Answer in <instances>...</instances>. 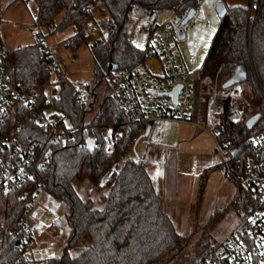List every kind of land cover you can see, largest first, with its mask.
I'll list each match as a JSON object with an SVG mask.
<instances>
[{
    "label": "trees",
    "instance_id": "1",
    "mask_svg": "<svg viewBox=\"0 0 264 264\" xmlns=\"http://www.w3.org/2000/svg\"><path fill=\"white\" fill-rule=\"evenodd\" d=\"M38 5V20L41 26H55V19L65 12L57 29L72 27L74 35L69 46L77 50L83 43H91L90 51L95 64L97 81L90 84L89 101L82 108L76 104L73 86L60 72V97L57 91L50 101L45 89L50 85L53 71L43 45L22 47L6 54L4 68L6 79L17 83L22 90L37 98V110L54 108L66 114L72 122V129L86 127L71 140L50 145L49 163L38 173L34 182L14 188L8 192L0 189V264H28L19 250V239L15 232L25 218L26 211L35 198L37 187L42 184L45 191L65 207V217L71 233L63 252L49 261V264H194L213 247L212 242L200 241L198 255L187 262H180L183 238L168 215L162 198L158 195L147 164L128 157L129 145L142 139L145 128L132 126L118 111L109 98V86L99 102V89L107 77L112 76L109 66L118 70L141 63L144 51L136 47L127 24L134 8L150 9L156 12L164 9H179L181 20L190 10L197 7V0H33ZM227 15L221 19V26L214 38L200 76L222 68L224 84L239 66L247 69L244 84L252 103V116L264 117V0L252 23L247 18V8L227 5ZM98 12L102 18L95 15ZM99 23L97 39L88 36L90 24ZM1 46H3L0 43ZM36 110V111H37ZM29 116L33 113H27ZM30 120L26 115L23 116ZM110 127L121 132L116 142L115 153L107 150L103 133ZM221 141L241 140L250 130L247 121L238 125H226ZM19 138L33 132L25 128L15 129ZM92 141L89 148L88 141ZM247 152V150H246ZM246 162L241 156L239 171ZM115 168L108 182L103 185L106 174ZM221 169L236 187L232 204L246 217L251 203L242 189L230 177L220 163L203 172L199 182V194L203 196L210 174ZM87 183L88 196L77 191L76 185ZM106 189L96 201L93 194ZM86 242L85 249L78 255L69 250L80 240ZM172 263V264H173Z\"/></svg>",
    "mask_w": 264,
    "mask_h": 264
},
{
    "label": "built area",
    "instance_id": "2",
    "mask_svg": "<svg viewBox=\"0 0 264 264\" xmlns=\"http://www.w3.org/2000/svg\"><path fill=\"white\" fill-rule=\"evenodd\" d=\"M247 2V18L254 23L262 0ZM194 10V17L185 27V39L187 36L189 38V30L196 23L208 22L203 0H197ZM174 11L175 16H178L179 9ZM144 12L148 20L144 24H137L135 32H146L148 35L145 59L127 69L114 71L112 76L107 77L108 96L128 125L142 126L145 132L150 124L152 131L158 123L172 121L194 124L213 134L225 172L249 199L251 209L248 215L194 264H264V117L241 140L233 141L228 138L222 142L226 125H238L244 117L243 109L252 108L251 99L244 87L246 80L229 89H223V84L219 82L222 68L199 76L197 81L192 80L187 76L173 43L172 37L176 35L173 28L158 25L152 10L145 9ZM99 27V23H93L88 33L91 36L98 34ZM41 28L37 20V40L44 47L51 69L62 72V62L45 41ZM6 54L7 51L0 45V189L8 192L36 181L38 173L49 163L50 145L69 141L86 127L72 129L71 119L54 108L50 113H46L47 108L38 111L36 96L25 93L19 84L6 79ZM148 58L160 60L161 75H155L144 68ZM73 89L76 104L82 108L89 101L90 84L79 83ZM177 89L178 95L175 98ZM219 99L224 100L223 106H218ZM28 112L33 115L29 116ZM25 115L30 120L24 118ZM16 128L30 130L33 136L19 138L14 132ZM102 135L108 152L113 155L116 142L122 133L110 127ZM140 140L136 139L129 145L128 154L135 150V144ZM241 156L246 162L242 172L239 171ZM114 171L115 168L106 174L102 180L103 185L111 179ZM37 195L41 196L40 201H35ZM43 199L51 215L54 218L59 217L60 203L40 184L25 218L15 232L19 239V250L26 256L28 264H49L55 257L51 251L38 246L30 224Z\"/></svg>",
    "mask_w": 264,
    "mask_h": 264
},
{
    "label": "rangeland",
    "instance_id": "3",
    "mask_svg": "<svg viewBox=\"0 0 264 264\" xmlns=\"http://www.w3.org/2000/svg\"><path fill=\"white\" fill-rule=\"evenodd\" d=\"M203 1L208 22L196 23L189 30V38L187 36L184 40L177 38V28L180 24L181 16H175V11L171 9L156 12V23L158 25H166L173 28L176 35H173L172 40L176 51L180 56L187 76L194 81H197L204 68L209 50L222 22L217 12V6L222 0ZM247 3V0H228L227 5L230 8H246ZM95 15L98 18H102L98 12H95ZM64 16L65 12H61L56 17L55 26H42L41 31L45 36V41L62 62V73L72 86L79 83L95 84L97 77L94 71V59L90 51V45L93 41L83 43L77 50H73L69 46V39L74 35L73 28L70 26L57 29ZM37 20L38 5L35 1L0 0V43L8 54L11 55L17 49L37 43V32L35 30ZM147 20L148 17L142 8H134L127 24L130 38L141 51H144L147 46L148 35L146 32L136 33L135 27L139 23L144 24ZM87 34L88 36L90 35L89 33ZM99 36V34H96L92 38L95 40ZM144 68H147L155 75L162 74V63L158 58H148ZM59 80L60 72L52 71L50 85L45 89L48 101L54 96L55 90L57 91L56 97H60ZM219 82L221 85L223 84L221 78ZM108 85L109 81L106 78L99 89V102L102 100ZM224 104V100L219 99L218 106H223ZM52 111V108H47L46 113ZM252 111L248 107L244 108L243 120L247 121L250 119ZM260 126L261 124L258 125V127ZM194 134L195 139L202 141L205 138L199 130ZM203 144L206 150L195 153H192L191 150H183L179 146L178 156L176 155L179 158L178 168L173 171L169 180L161 177L162 175L158 174V176L155 174L149 164L147 166L156 191L163 199L168 215L183 238L180 262H187L193 255L199 254L197 245L200 241L204 240V243L211 241L213 246L223 240L244 218V213L232 204L234 184L226 177L223 170L215 171L210 176L209 185L201 197L197 190L192 189L193 184L190 186L185 185L183 182L184 186L181 184V180L187 179L191 181V176L194 178V175L199 171L202 172L207 167L221 161L218 151L215 150V141L212 143L210 140V142H204ZM135 145L137 151L142 152V149L146 147V142L141 139ZM212 146L215 152H210ZM76 188L80 195L88 196L89 185L87 183L77 184ZM106 191L104 188L100 192L96 191L92 195L93 199L97 201ZM37 200H41L40 195H37L35 201ZM44 202L45 199L37 208L36 217L31 219L30 224L38 246H42L46 251H51L55 257H58L63 252L71 230L65 217V207H61L59 202V217L54 218L50 209L44 205ZM57 220H61L62 227L54 226ZM85 247L86 242L82 239L69 252L75 256L82 252Z\"/></svg>",
    "mask_w": 264,
    "mask_h": 264
},
{
    "label": "crops",
    "instance_id": "4",
    "mask_svg": "<svg viewBox=\"0 0 264 264\" xmlns=\"http://www.w3.org/2000/svg\"><path fill=\"white\" fill-rule=\"evenodd\" d=\"M198 130L202 132L203 136L205 137L202 139V141L199 139H195L194 133H196ZM210 140L212 143L213 141H215L213 134L203 130L202 128L194 124H185L172 121L160 122L156 125L155 128H153L150 136L148 138H145L144 142H146V147L142 149L143 151L138 152L137 148L135 147V150L130 155L128 154V156L129 158L144 161L147 166L149 164V167H151L155 174L162 175L161 177L169 180L173 174V171H176V169L178 168L179 158L177 157V152L179 146H181L183 150H191L192 153H195L206 150L203 143L208 141L210 142ZM213 151L214 148L212 146L210 148V152ZM220 163L221 161H218L213 165L207 167L205 170L218 166ZM205 170H203L202 172L199 171L194 175V178L191 176V181L187 179L181 180V184L182 182L188 186L193 184L192 189L197 190V192L199 193L200 177ZM215 171L222 170L217 169ZM215 171H213L210 176L213 175ZM210 176L208 178L207 187L209 185ZM235 192L236 187L234 185V194Z\"/></svg>",
    "mask_w": 264,
    "mask_h": 264
},
{
    "label": "water",
    "instance_id": "5",
    "mask_svg": "<svg viewBox=\"0 0 264 264\" xmlns=\"http://www.w3.org/2000/svg\"><path fill=\"white\" fill-rule=\"evenodd\" d=\"M217 12H218V15L221 19H223L227 15V7L223 2H220L219 5L217 6ZM194 15H195V10L192 9L189 11V13L186 15V17H184L180 21V24L177 28V36H178L179 40L185 39V27L191 21V19L194 17ZM154 19H156V16H154ZM118 69H119L118 66H109L108 70H109V72H114V71H117ZM246 79H247L246 67L244 65L239 66L236 69L234 75L228 81H226L223 84L222 88L223 89H229L236 84L244 82ZM177 95H178V89L175 92V98L177 97ZM260 119H261V115H259V114L250 118L247 121L248 129H252L259 122ZM151 128H152V124H150L147 127L145 134L142 136V139L148 138L150 136ZM88 145H89V148H92V141L91 140L88 141ZM50 154H51V152L48 153V155H50ZM54 226L58 227V228L62 227L61 220H57L54 223Z\"/></svg>",
    "mask_w": 264,
    "mask_h": 264
}]
</instances>
